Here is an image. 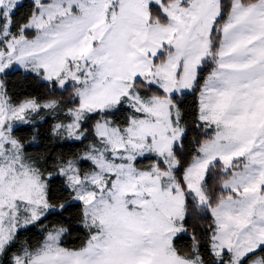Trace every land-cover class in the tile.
I'll list each match as a JSON object with an SVG mask.
<instances>
[{"label":"snow or ice","instance_id":"obj_1","mask_svg":"<svg viewBox=\"0 0 264 264\" xmlns=\"http://www.w3.org/2000/svg\"><path fill=\"white\" fill-rule=\"evenodd\" d=\"M0 264H264V0H0Z\"/></svg>","mask_w":264,"mask_h":264},{"label":"trees","instance_id":"obj_2","mask_svg":"<svg viewBox=\"0 0 264 264\" xmlns=\"http://www.w3.org/2000/svg\"><path fill=\"white\" fill-rule=\"evenodd\" d=\"M10 82L15 83V84H19V83L23 82V77L20 75H17L15 77H13ZM33 87H34V85H33ZM24 134L27 135V133H24Z\"/></svg>","mask_w":264,"mask_h":264}]
</instances>
